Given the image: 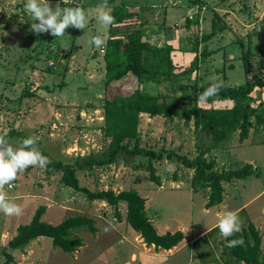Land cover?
Listing matches in <instances>:
<instances>
[{
    "label": "rangeland",
    "instance_id": "rangeland-1",
    "mask_svg": "<svg viewBox=\"0 0 264 264\" xmlns=\"http://www.w3.org/2000/svg\"><path fill=\"white\" fill-rule=\"evenodd\" d=\"M25 3L26 0H0V135L14 146L21 141L17 132L27 138L34 137L39 151L53 161L94 159L93 164L77 169L80 184L93 191L137 189L146 198L145 210L156 230L163 221L173 231L184 226L187 236H195L212 226L224 212H236L243 222L241 231L250 221L260 230L264 262V122L253 120L244 141H239L236 131L226 146L207 155L216 160L217 169H237L246 163L255 169L247 178L225 181L224 205L221 202L210 210H206L204 202L208 190L199 187L194 190L197 194H193L190 182L193 170L184 167L178 158L185 155L194 159L200 148L211 143L209 136L194 127L193 118L186 124L182 117L169 119L146 113L140 116L139 145L163 153L161 160L152 161L161 185L151 181L148 172L141 168L148 161L145 155L121 151L114 162L100 164L99 160L106 159L108 142L103 133L104 54L108 39L102 50L90 46L88 41L96 35L107 33L108 36L109 26L95 19L102 0H50L53 8L57 3L61 8L78 4L88 14L85 30L69 27L57 38L29 30L32 21ZM201 3L108 0L111 11L120 4L136 8L138 20L127 26L151 31V43L173 46L177 78L172 84L149 83L145 86L149 91L180 93L175 85L188 82L240 84L245 79L242 56L246 49H264V0H201ZM214 12L226 28L198 42L211 31ZM186 19L191 21L187 28ZM204 48L212 53L202 56ZM143 55L145 68L151 69L157 58L146 51ZM252 61L256 65L257 57H252ZM137 82L136 77L129 76L120 84L135 86ZM141 85L145 83L141 81ZM213 104L226 105L217 100ZM124 144L131 149L135 141L127 139ZM61 173L46 167H30L11 186H5L7 198L19 204L23 211L12 217L0 213V244L6 245L16 233V227L27 223L40 204L47 207L42 219L49 223L84 215L94 220L96 231L75 229L73 235L81 237L83 244L72 253L54 247L50 237H37L22 250H12L13 264H139L143 256L148 263L159 264V256L151 258L152 246H146L124 220L125 202H119L117 215L105 201L89 200L84 192L64 185ZM224 242L218 227L213 228L194 245L186 247L177 260L226 264L222 254ZM4 258L0 252V264Z\"/></svg>",
    "mask_w": 264,
    "mask_h": 264
},
{
    "label": "trees",
    "instance_id": "trees-1",
    "mask_svg": "<svg viewBox=\"0 0 264 264\" xmlns=\"http://www.w3.org/2000/svg\"><path fill=\"white\" fill-rule=\"evenodd\" d=\"M195 2L201 3V0H195ZM111 14L115 17V22L108 28L103 84V133L108 142L106 159L99 160L98 163L114 162L117 154L121 151L145 155L148 161L141 165V168L148 172L151 181L161 185L160 176L156 174V167L152 161L161 160L163 153L139 145L140 116L146 113L149 116L161 115L169 119L182 117L186 124L193 118L194 127L209 136L211 143L200 148L194 159H189L185 155H178V158L184 167L193 170L190 179L193 190L199 187L207 188L205 207L218 205L223 200V181L244 179L255 173V169L250 163L237 169H217L215 167L216 160L206 155L212 149L226 146V142L236 131H238L239 141H244L249 135L253 120L260 124L264 122V98L262 97L264 49L253 51L248 47L242 56L244 81L235 85L225 81L221 82L224 86L219 95L213 97L209 103L201 104L197 102L199 94L216 82L176 84L175 87L180 93L174 94L151 92L147 87L145 88L149 83L158 81L159 83L169 81L172 84L173 79L177 78L176 66L172 57L173 46L171 44L161 46L153 44L150 42L153 34L151 31L132 25L127 26L137 22L139 12L136 8L120 4L113 7ZM190 22L186 19L184 27L187 28ZM226 26L221 17L214 12L211 31L203 34L198 42L208 40L219 31L224 30ZM144 51L157 58V63L151 69H146L144 66ZM210 53H212L210 50L204 48L200 54L206 56ZM252 57H257L256 65L252 61ZM194 65L195 63H193ZM129 76L137 78L136 85L122 86L120 83ZM141 81L145 85H141ZM253 92L258 93L253 95ZM216 100L222 101L226 105L215 106L213 103ZM10 133L13 134V132ZM15 134L20 135L21 140L27 138L23 133ZM127 139L135 141L131 149L124 144ZM44 156L51 161L46 168L61 170L60 179L63 184L84 192L87 199L105 201L114 208L117 215H119V202H125V219L131 228L139 233L146 246L153 245L156 250H168L183 239L184 234L181 230L164 234L157 232L145 210L146 198L137 189L129 188L118 192L113 189L93 191L82 186L77 176V169L84 164H93L96 162L94 159H85L83 162H79L77 159L71 162H62L53 161L48 155ZM46 208L44 204L38 205L31 219L16 227V233L7 241V244H0V252L5 257L2 264H13L12 250H22L37 237H50L54 247L72 253L83 244L81 237L73 235L75 229L86 228L92 233L96 231L94 220L84 215L68 216L57 224L49 223L42 219ZM241 237L244 243L233 248L226 247L227 241L224 238L225 247L222 249L224 262L226 264H263L262 236L253 222L250 221L246 229L228 239Z\"/></svg>",
    "mask_w": 264,
    "mask_h": 264
},
{
    "label": "clouds",
    "instance_id": "clouds-1",
    "mask_svg": "<svg viewBox=\"0 0 264 264\" xmlns=\"http://www.w3.org/2000/svg\"><path fill=\"white\" fill-rule=\"evenodd\" d=\"M24 7L31 16L32 23L29 30L36 35L46 33L57 38L63 36L69 27L85 30L88 24V14L78 4L73 7L61 8L60 3H57L53 8L50 0H26ZM95 19L105 26H110L115 22L108 0H102V3L97 6ZM107 39V33L96 35L89 39L88 44L102 50ZM223 86L221 82L211 84L199 94L197 102L201 104L209 103L213 97L219 95ZM36 144V138L28 137L14 146L4 135H0V213L5 216H19L23 211L19 204L7 198L5 186H11L19 175L28 168L38 167L43 169L51 163L49 158L39 151ZM242 223L239 215L233 211H226L220 217L217 227L221 236L227 241L226 247L233 248L244 243L242 237L228 239L241 232Z\"/></svg>",
    "mask_w": 264,
    "mask_h": 264
},
{
    "label": "crops",
    "instance_id": "crops-1",
    "mask_svg": "<svg viewBox=\"0 0 264 264\" xmlns=\"http://www.w3.org/2000/svg\"><path fill=\"white\" fill-rule=\"evenodd\" d=\"M264 89V88H263ZM262 92H264V90L262 91ZM211 151H214V149H212ZM210 153V152H209ZM208 153V154H209ZM207 154V155H208ZM206 155V156H207ZM192 170V169H191ZM224 182L225 181H223L222 182V185H223V188H224V191H223V194L225 193V185H224ZM178 186V185H177ZM207 189V188H206ZM193 190V189H192ZM116 192H118V191H116ZM193 194H197V192L196 191H194L193 190ZM144 197V196H143ZM206 201H207V199H205V203H206ZM248 203V202H247ZM224 205V196H223V200H222V206ZM246 205V204H245ZM145 207H146V203H145ZM211 207H213V206H210V207H208L206 210H210L211 209ZM125 215H126V213H125ZM124 220L126 221V219H125V217H124ZM218 221L219 220H217L212 226H208L207 228H205L204 230H202V231H200V232H198V234H196L195 236L193 235H191V234H189L188 236H187V230H186V228H184V226H180V230L183 232V234H184V237H183V239L176 245V246H174L173 248H171V249H168V250H166V249H158V251H156V249L154 248V246L153 245H151L152 246V250H153V254L154 255H152V259H154V257L155 256H159V264H192V260H185V261H181L180 263H179V261L177 260V259H179L180 260V256L183 254V253H185L186 252V247H190V246H192V245H194L195 244V242L197 241V239L199 238V237H203V236H206L210 231V229H211V227L213 228V227H217L216 225L218 224ZM127 222V221H126ZM131 227V226H130ZM172 229V227L171 226H169V224L168 223H166V222H159V230H157V232L159 233V234H164V233H167V231L168 232H174L173 230H171ZM209 231V232H208ZM136 233H138V232H136ZM139 234V233H138ZM140 236V235H139ZM187 238V241L185 242V239ZM146 245V244H145ZM148 258V257H147ZM150 260V259H149ZM201 261V260H200ZM140 262L141 263H139V264H150V263H148L147 262V260L145 259V256H143V259L141 258L140 259ZM144 262V263H143ZM212 263H214V262H212ZM136 264H137V262H136ZM200 264H204V263H200Z\"/></svg>",
    "mask_w": 264,
    "mask_h": 264
},
{
    "label": "water",
    "instance_id": "water-1",
    "mask_svg": "<svg viewBox=\"0 0 264 264\" xmlns=\"http://www.w3.org/2000/svg\"><path fill=\"white\" fill-rule=\"evenodd\" d=\"M221 204V203H220Z\"/></svg>",
    "mask_w": 264,
    "mask_h": 264
}]
</instances>
